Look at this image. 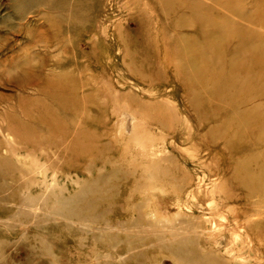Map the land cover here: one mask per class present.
I'll return each instance as SVG.
<instances>
[{"label":"rangeland","instance_id":"374dc122","mask_svg":"<svg viewBox=\"0 0 264 264\" xmlns=\"http://www.w3.org/2000/svg\"><path fill=\"white\" fill-rule=\"evenodd\" d=\"M61 1L65 9L41 8L47 21L35 13L18 21L8 0H0V111L6 107L10 121L31 125L64 121L58 132L85 120L83 152L57 154L49 148L53 132L42 123L37 135L46 145L15 159L29 166L47 152L51 163L36 180L51 183L54 175L53 196L74 200L90 217L66 222L58 205L59 215L35 211L49 221L3 219L0 264H173L155 250L130 261V254L116 258L105 246L115 242L95 241V229L82 227L135 218L123 210L136 201L124 200L134 181L143 187L138 200L151 199L148 211L160 226L190 219L211 231L215 251L229 264H264V184L250 191L238 185L241 179L243 188L250 185L246 172L264 173V0ZM96 170L108 173L99 184L104 193L75 199ZM48 193L41 194L45 200L52 199ZM7 198L0 207L16 211ZM119 232L111 233L122 253L129 233ZM107 254L115 258L96 260Z\"/></svg>","mask_w":264,"mask_h":264},{"label":"bare ground","instance_id":"6f19581e","mask_svg":"<svg viewBox=\"0 0 264 264\" xmlns=\"http://www.w3.org/2000/svg\"><path fill=\"white\" fill-rule=\"evenodd\" d=\"M55 1L56 0H8L9 5H10V9L12 10L13 15L15 16V19L18 21H23L25 16L29 13H35V14H37V16H39L43 20L47 21L46 15H45V13L42 12L43 10L41 8H43L45 10L46 9H48V10L52 9V10H56V11L61 10L62 8L65 9V5L63 4V2L61 0H57V2H55ZM33 10H35V11H33ZM49 26L51 27V25H49ZM11 113H13V112L9 111L8 108H6V107H3V109L0 111V201L1 200L6 201V197H8L7 200L8 199H10V200H8L7 203L10 201V203L13 204L16 211L12 212V210H10L11 208H8L9 206L0 207V214H1L0 223L3 219L14 218V217H17V215H20L22 219L23 218L24 219L29 218V220L31 219V220H36V221H39V220H41V221L46 220L47 221L49 219L47 214L41 215V214L35 213V211L42 210V209H45V210L50 209L49 211L51 213L50 214L51 216L52 215H59L58 214L59 212L57 210H55V206H58V205L61 206L62 209L66 211V214H65V216H66L65 218H67L66 222H68V220H74V218L76 220L85 221L83 219H87V217H90V215L89 216L84 215V214H86L85 211L82 212L81 210L76 209L72 205L75 202L74 200L71 199V200H67L65 202H59L58 198L53 196V194H55V193L54 192L51 193V191L57 190L56 185H55L56 180H54V178H55L54 175H52L53 180L51 183L44 184V183H40L36 180L35 173L38 171H41L40 173H45L44 172V165L48 166L51 163V161L48 158L49 156H48L47 152H45L47 154H45V153L42 154V152H41L39 158H36V159L32 158L34 160L32 161V163L29 166H25L21 161H18L15 159V156H22V157L24 156V158L31 156L32 154H34L36 152V149L38 150V147L46 145V144H44L45 143V141L43 140L44 138L42 139L39 137V135H37V133H38V131L36 129L37 124H42V123H44V124H42V125H44V128H46L48 126L51 133L52 132L54 133V134L52 133V135H54V137H55V139H54L55 142L58 144H61L60 149H58L59 147L55 148L57 146H55V142H54V140H52V142H54V145H51L49 147V148L55 150V152L57 154L61 155V152L64 151L65 155H67V157H69L68 156L69 154H66V153L72 152L73 151L72 149L74 147H77L79 150H81L83 152V150H85L87 148V146L85 145V142H86V140L88 141V139L86 138V135L88 133L86 131L87 128L85 129V125H86V124H84L85 120L83 121L82 124H81L82 120L80 123H76V124H74L73 121L70 122L71 125L74 124L73 127H76L73 131L63 130L62 132H58L57 128L62 124L64 125V121L56 120L54 122H42V123L41 122L39 123V121H38L37 123L34 122L31 125V123H29V124L24 123L22 121V119H20L18 117L13 118L12 121H10L9 115ZM52 130H54V131H52ZM5 137H10L14 141L19 140L17 142L23 141L24 143H22L23 144L22 146L13 145L14 143H10L9 140L5 139ZM51 138H49V139H51ZM49 139H47V140H49ZM49 141H51V140H49ZM47 143H49V145L51 144L48 141H47ZM24 144H25V146H24ZM53 146H54V148H53ZM28 147H34L33 148L34 151H32V150L28 151ZM60 158H61V156H60ZM84 158H86V156ZM43 159L46 160V162H44V164H41L40 161L41 160L43 161ZM142 162H143V160H142ZM105 163H106V161H105ZM161 163H163V162H161ZM83 164H85V159H84ZM52 165L54 167H57L56 164H52ZM59 165H61V164H59ZM66 166H69V165L67 164ZM70 167H71V165H70ZM137 169H138V167H137ZM258 169H260V168H258ZM76 170H77V168H76ZM91 170H92L91 167L86 166V172L87 171L91 172ZM80 171L83 172V170H80ZM161 171H162V169H161ZM95 172L97 173L96 174L97 176L94 177V180H92V182L89 181L90 183L86 184V187L75 195L76 196L75 199H78L79 201H81L84 198H86L88 195H94V194H100V196H98V197H101V194L104 193L105 190L101 191L99 189V184H100V182H102V178L105 177V175L108 173L103 174L99 170H96ZM115 172H117V171H115ZM132 172H134V173H131L132 180H135L137 178V176H135V171H132ZM137 172H138V170H137ZM162 172H164V171H162ZM263 174L264 173H258L257 175H253L250 171L246 172L245 175H248L249 180H250V185H248V187L243 188L244 180H242V179L240 180V182H242L243 184L238 183V185L240 187L243 185L241 187V189H245V190H249V191L252 189L256 190V189H258L257 184L258 185L264 184ZM109 176H110V174H109ZM116 176H117V174H116ZM123 178H125V177L123 176ZM25 180H28V181H25ZM116 181L118 182V179H116ZM8 185H10V186H8ZM32 186H34L33 189H35V191H31ZM133 186H134V188H133L132 192L130 194L126 195L124 197V200L126 202H132L136 199V201L131 203V205H132L131 207L129 206V208H126V209L124 208L123 210H124V212H126V214H128V212H130V211L136 212L137 216H135V218L129 217L128 219L124 220L123 222L120 221V222H117L114 224L109 222V220L108 221H106L104 219L102 220L98 216L97 218L101 219L99 221V222H102L101 225H100V223L98 224V222H97V224L99 226L96 225V227L94 228L90 225L83 224L82 227H84V228L87 227V229H90V230L95 229V233H97L96 237H95V235H93L94 236L93 239L95 241H98V242L104 241V243L106 241V243H107V240L109 239V242H115L114 244H109V245L105 244L106 248H108V249L111 248L112 250H116L115 252H113V253H116L115 254V256L117 255L116 258H121L124 255L130 254L129 257L127 258L128 261L134 259V257H140L141 253H143V252L146 253L147 251L149 252V250H152V251L155 250V252L156 251L165 252L167 255L166 256L167 259L172 261L173 264H229V262L227 260H224V258L222 256H220V254L215 251L214 247H215V245L219 244V242L215 243V242H212L210 240L209 236L211 235V231H209L208 228L204 229V228L198 226L196 223H194L190 219L183 220L182 222H179L178 224L169 219L168 225H166L165 227H164V225L160 226L158 223L159 222L158 221L159 216L157 217V215H155V211L154 212L152 210L148 211V206H149L148 202H150L151 199L150 198H142L141 201L138 200V196L141 194V192H142L141 190L143 189V187L140 185H136L135 181H134ZM141 187H142V189H141ZM6 190H8L9 193H5V192H7ZM182 190H183V187L177 188V190L175 191V194L177 197H179V194L182 192ZM36 191H37V193H35ZM43 192H46V193L49 192L48 195L52 196V199L48 198L49 201L45 200L43 195H41ZM116 192L114 193V195H116ZM25 193L27 194V196ZM28 193L30 194L29 196H28ZM34 193H35V195H34ZM167 193H169V192H167ZM110 194H111V192H110ZM106 195H109V193L108 194L106 193ZM102 197H103V195H102ZM210 198L212 201L216 200L215 194L211 193ZM93 199H95V197ZM198 199L200 200V202H203V199H200V198H198ZM98 200L99 199L97 198L96 201L95 200H92V201L89 200V201L91 203H95ZM179 202H180V199H179ZM222 206H225V205H222ZM107 208H108V206H107ZM26 209H29V211H26ZM190 209H192V208L190 207ZM80 211L84 214H82ZM223 211L225 213L229 212L228 209L223 210ZM97 215H99V214H97ZM100 216H101V213H100ZM91 217H93V215H91ZM104 217H106V216H104ZM41 221H39V222H41ZM39 222H37V223H39ZM31 226H33V225H31ZM22 227H20V228H22ZM83 230L81 229V231H83ZM113 230H117L118 232L123 231V233L124 232L129 233L126 236V238L121 241V243H124L126 246L125 247L123 245L125 247V249L123 250L124 252H122V253H120L121 251H117V247L119 245V244L117 245L118 236L114 235V233L113 234L111 233V232H113ZM88 233H89V231H88ZM11 234H12V232H11ZM119 234H120V232H119ZM66 235H67V233H66ZM66 237H65V240H66ZM61 238H63V237H61ZM91 238H90V240H91ZM203 240H205V241H203ZM209 241L212 243H210ZM118 243H120V241ZM76 244H78V243H76ZM81 244H83V243H81ZM92 246H93V244H92ZM94 246H97V245H94ZM137 251H138V253H137ZM152 251H151V253H152ZM133 252H134V255L132 254ZM162 254H164V253H162ZM31 256H33V255H31ZM39 256H40V254H39ZM48 257L49 256H47V258ZM94 257H96V256H94ZM37 258H39L38 255H37ZM102 258L114 259L115 257L110 255V254H107L105 256H97L96 260L102 259ZM51 259H49V260H51ZM46 261H47V259H46ZM94 261H95V258H94ZM50 262H52V260ZM61 262H63V261H61Z\"/></svg>","mask_w":264,"mask_h":264}]
</instances>
